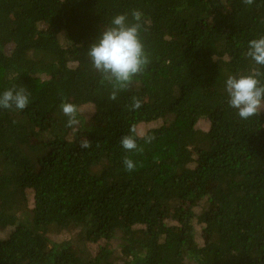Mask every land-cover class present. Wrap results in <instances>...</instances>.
I'll return each instance as SVG.
<instances>
[{
	"label": "trees",
	"instance_id": "1",
	"mask_svg": "<svg viewBox=\"0 0 264 264\" xmlns=\"http://www.w3.org/2000/svg\"><path fill=\"white\" fill-rule=\"evenodd\" d=\"M133 10L151 62L111 100L87 52ZM261 36L264 0H0V93L30 94L0 109V264H264V113L240 119L225 91Z\"/></svg>",
	"mask_w": 264,
	"mask_h": 264
},
{
	"label": "clouds",
	"instance_id": "2",
	"mask_svg": "<svg viewBox=\"0 0 264 264\" xmlns=\"http://www.w3.org/2000/svg\"><path fill=\"white\" fill-rule=\"evenodd\" d=\"M247 6H252L255 0H242ZM142 12L133 10L131 21L127 13L115 15L108 27L104 28L97 42L93 43L87 55L93 68L100 74L101 83L112 85L111 100L117 99V92L129 88L134 78L144 72L151 62L145 45L141 39ZM246 56L257 66L247 74L229 76L225 82L227 103L237 110L242 120L264 113V36L248 42ZM30 94L24 87L13 86L0 93V109L24 110L30 103ZM142 101L132 98L130 110H139ZM62 113L68 117L67 127L73 128L80 123L78 108L70 102L60 104ZM137 126L129 128V134L120 138V145L125 152L138 150ZM154 137H148L151 143ZM81 149H89L92 143L84 138L80 142ZM99 146V143L97 144ZM142 151V149H139ZM122 162L128 172L136 168L135 162L128 156L122 157Z\"/></svg>",
	"mask_w": 264,
	"mask_h": 264
},
{
	"label": "rangeland",
	"instance_id": "3",
	"mask_svg": "<svg viewBox=\"0 0 264 264\" xmlns=\"http://www.w3.org/2000/svg\"><path fill=\"white\" fill-rule=\"evenodd\" d=\"M10 50H11V48H8V51H10ZM93 114H94V111H93ZM93 114H91V117H92ZM85 117L87 119L89 118V116H85ZM209 126L210 125H209V123L207 121L201 120L198 123V128H200L202 130H205V131L209 130ZM139 134H144V130L139 129ZM27 192L28 193H27V196H26L27 197V207L26 208L29 210V209H33L34 205H35V203H34V193L31 190H28ZM66 238H68L66 235H62L60 239L63 240V239H66ZM103 245H105L104 241H101L100 243L95 244V245L87 243V244L81 246L79 249H86L89 252L90 255L95 256L96 254L99 253L100 248Z\"/></svg>",
	"mask_w": 264,
	"mask_h": 264
}]
</instances>
